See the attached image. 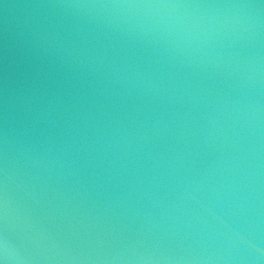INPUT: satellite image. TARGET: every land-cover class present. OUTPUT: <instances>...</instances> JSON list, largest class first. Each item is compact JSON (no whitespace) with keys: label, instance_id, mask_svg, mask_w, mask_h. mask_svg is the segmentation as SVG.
Listing matches in <instances>:
<instances>
[{"label":"water","instance_id":"obj_1","mask_svg":"<svg viewBox=\"0 0 264 264\" xmlns=\"http://www.w3.org/2000/svg\"><path fill=\"white\" fill-rule=\"evenodd\" d=\"M0 264H264V0H0Z\"/></svg>","mask_w":264,"mask_h":264}]
</instances>
